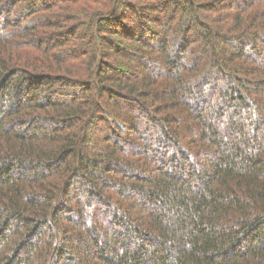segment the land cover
<instances>
[{
    "label": "trees",
    "instance_id": "1",
    "mask_svg": "<svg viewBox=\"0 0 264 264\" xmlns=\"http://www.w3.org/2000/svg\"><path fill=\"white\" fill-rule=\"evenodd\" d=\"M0 264H264V0H0Z\"/></svg>",
    "mask_w": 264,
    "mask_h": 264
}]
</instances>
